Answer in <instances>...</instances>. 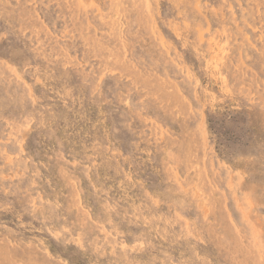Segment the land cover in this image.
Listing matches in <instances>:
<instances>
[{
    "label": "rangeland",
    "instance_id": "rangeland-1",
    "mask_svg": "<svg viewBox=\"0 0 264 264\" xmlns=\"http://www.w3.org/2000/svg\"><path fill=\"white\" fill-rule=\"evenodd\" d=\"M263 116L264 0H0V264H264Z\"/></svg>",
    "mask_w": 264,
    "mask_h": 264
},
{
    "label": "bare ground",
    "instance_id": "bare-ground-1",
    "mask_svg": "<svg viewBox=\"0 0 264 264\" xmlns=\"http://www.w3.org/2000/svg\"><path fill=\"white\" fill-rule=\"evenodd\" d=\"M116 1H118V0H116ZM4 5V4H3ZM142 5H143V3H142ZM115 10V9H114ZM122 10V9H121ZM113 16V15H112ZM123 16V15H122ZM141 16V15H140ZM120 17V16H119ZM112 19H114V18H112ZM119 19V18H118ZM112 22V21H111ZM117 25V24H116ZM115 27V26H114ZM119 27V26H118ZM122 27V26H121ZM121 29V28H120ZM118 30V29H117ZM101 43V42H100ZM237 85V84H236ZM243 85V84H242ZM229 87V86H228ZM235 88V87H234ZM230 89V88H229ZM175 100V99H174ZM172 101V100H171ZM259 112V111H258ZM261 116V115H260ZM263 118H264V116H263ZM261 119H262V117H261ZM180 124V123H179ZM183 126H184V124H183ZM183 129V128H182ZM188 129V128H187ZM186 129V130H187ZM183 130H185V129H183ZM190 131V130H189ZM187 136V135H186ZM189 136V135H188ZM183 138V137H182ZM188 140V139H187ZM183 143V142H182ZM187 143V142H186ZM188 143H189V141H188ZM189 146V145H188ZM194 146V145H193ZM182 148V147H181ZM191 148V147H190ZM189 148V149H190ZM187 149V148H186ZM193 149V148H192ZM191 150V149H190ZM179 151V150H178ZM186 155V154H185ZM182 156V155H181ZM190 156V155H189ZM187 157V156H186ZM188 161V160H187ZM193 164H194V162H193ZM96 188V187H95ZM163 214V213H162ZM24 247V246H23ZM29 247V246H28ZM5 249H6V247H4ZM30 248V247H29ZM31 249V248H30ZM10 253V252H9ZM28 253V252H27ZM23 254V253H22ZM30 254V253H29ZM6 256V255H5ZM30 256V255H29ZM8 257V256H7ZM5 258V257H4ZM13 258V257H12ZM17 259V258H16ZM27 259V258H26ZM9 260H10V257H9ZM15 260V259H14ZM4 261V260H3ZM20 261V260H19ZM22 261V260H21ZM10 262V261H9ZM24 263V262H23ZM30 263V262H29ZM37 263V262H36ZM40 263V262H39Z\"/></svg>",
    "mask_w": 264,
    "mask_h": 264
}]
</instances>
